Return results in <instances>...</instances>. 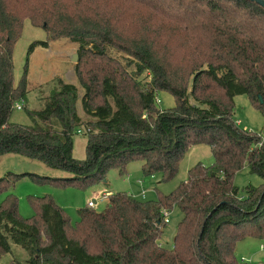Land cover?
<instances>
[{
	"label": "trees",
	"instance_id": "16d2710c",
	"mask_svg": "<svg viewBox=\"0 0 264 264\" xmlns=\"http://www.w3.org/2000/svg\"><path fill=\"white\" fill-rule=\"evenodd\" d=\"M24 4L19 12L0 0V159L16 154L72 177L9 174L0 179V195L26 177L89 189L113 169L123 175L134 161L142 162L144 176L162 173L169 182L199 145L210 147L214 163L195 165L187 181L156 201L111 194L103 212L79 209L75 224L51 196H30L35 215L25 219L18 197L7 194L0 205V259L17 245L29 255L27 264H249L236 258V244L264 238V182L241 195L234 179L247 166L264 181V144L234 120V98L247 95L264 116V8L252 0ZM26 19L41 25L48 41L79 45L75 73L90 120L79 116L78 87L59 79L44 107L28 112L33 125L11 122L28 95L26 75L13 83L14 46ZM108 48L126 54L129 64L110 57ZM144 73L148 82L139 79ZM160 92L175 98L174 108H160ZM81 126L86 157L78 160L73 137ZM174 207L183 218L170 251L160 243L162 211Z\"/></svg>",
	"mask_w": 264,
	"mask_h": 264
},
{
	"label": "rangeland",
	"instance_id": "374dc122",
	"mask_svg": "<svg viewBox=\"0 0 264 264\" xmlns=\"http://www.w3.org/2000/svg\"><path fill=\"white\" fill-rule=\"evenodd\" d=\"M11 5L16 11L24 12V0H10ZM134 27L137 24L136 19H127ZM49 35L41 28L32 25L29 19L24 20L23 31L20 39L14 46L13 64H14V87L26 75L28 95L27 100L20 101L17 106L22 110L14 109L11 122L30 126L32 120L28 116L29 111L41 110L44 107L45 99L50 95L56 86V81L62 79L66 83L74 84L79 89L80 100L78 102L79 111L84 116V110L81 98L84 90L81 88L75 73L76 65L81 62L79 55V45L71 42L68 38H61L55 41H48ZM47 43V46H45ZM176 43V42H174ZM34 46L29 55L31 47ZM107 54L119 60L123 65H128L127 55L114 49L108 48ZM74 55L78 56V62H73ZM177 59H180L179 57ZM134 65L130 71H134ZM148 73L139 76L143 82H148ZM216 90H213L215 92ZM160 108L167 110L174 108L175 98L167 93L160 92ZM190 104L195 105V101L190 95ZM235 114L234 120L240 121V128L245 131H251L258 134L264 144V116L257 111L250 102L247 95H238L234 98ZM87 117V116H86ZM89 120V117H87ZM75 159L83 160L86 157L87 134L84 126L77 129L73 137ZM202 163L205 166H211L214 163V156L209 146L199 145L193 147L185 156L179 167L177 176L169 181H163V174L157 173L153 176H144L142 171V162L134 161L125 168V173L120 175L117 169L111 170L106 178L93 185L91 188H79L78 186H63L59 183L44 180L43 182L33 181L28 177L20 179L15 187L8 193L0 195V205L7 194H14L19 199V210L23 218L29 219L35 215L30 205L29 197L51 196L55 202L62 207L71 218L73 224L79 220L78 210L85 208L92 199L99 200L105 193L108 195L119 192L132 195L137 200L156 201L161 195H168L173 192L181 183L187 181L189 170L195 165ZM35 174L42 178H69L72 174L49 168L45 164L31 160L29 158L8 154L0 159V179L9 174ZM262 178L252 174L246 166L240 171L234 179L236 187L240 194H244L247 186L258 187L263 184ZM146 192V197L141 196ZM106 195V196H108ZM109 200L100 199L95 207L97 212H103L108 206ZM183 218L179 208L174 207L169 214V223L163 229L161 245L172 251L174 240L177 234L179 223ZM236 258L239 261H247L249 264H264V238L247 237L236 244ZM29 255L17 245H12V251L0 259V264H27Z\"/></svg>",
	"mask_w": 264,
	"mask_h": 264
},
{
	"label": "built area",
	"instance_id": "2783aa9c",
	"mask_svg": "<svg viewBox=\"0 0 264 264\" xmlns=\"http://www.w3.org/2000/svg\"><path fill=\"white\" fill-rule=\"evenodd\" d=\"M156 101H157V103L160 105V99L157 97L156 98ZM17 110H22V107H20V106H17ZM237 124H240V121H238V122H236ZM141 196L143 197V198H145L146 197V192H142L141 193ZM102 199H106V198H109L108 196H106V195H104L103 197H101ZM100 198V199H101ZM99 199V200H100ZM99 200H94V201H90L89 203H88V206L89 207H91V208H95L97 205H98V201ZM162 214H163V218H164V220H165V223L167 224V223H169V214H170V212L169 211H167V210H163L162 211Z\"/></svg>",
	"mask_w": 264,
	"mask_h": 264
},
{
	"label": "water",
	"instance_id": "95a60500",
	"mask_svg": "<svg viewBox=\"0 0 264 264\" xmlns=\"http://www.w3.org/2000/svg\"><path fill=\"white\" fill-rule=\"evenodd\" d=\"M252 1L256 2L257 4H259L260 6H262L264 8V0H252ZM72 61L77 63L78 62V56L74 55L72 58ZM260 99H261V103H263V100L261 97H260Z\"/></svg>",
	"mask_w": 264,
	"mask_h": 264
},
{
	"label": "crops",
	"instance_id": "0c3cea01",
	"mask_svg": "<svg viewBox=\"0 0 264 264\" xmlns=\"http://www.w3.org/2000/svg\"><path fill=\"white\" fill-rule=\"evenodd\" d=\"M77 108H78L79 116L82 118V120H83V121H88V118H87L88 116L86 117L85 114H84V116H82V114H81L80 111H79V107H78V106H77ZM89 120H90V118H89ZM191 149H192V148H191ZM191 149H190V150H191ZM104 195H108V194H105V193H104L101 197H103ZM108 196H109V195H108ZM94 200H95V199H92L91 201H94ZM89 202H90V201H89Z\"/></svg>",
	"mask_w": 264,
	"mask_h": 264
}]
</instances>
